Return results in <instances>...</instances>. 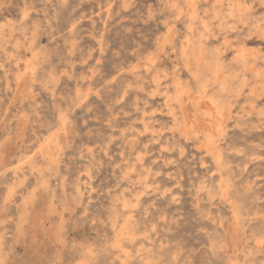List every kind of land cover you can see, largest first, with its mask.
<instances>
[{"label": "rangeland", "instance_id": "rangeland-1", "mask_svg": "<svg viewBox=\"0 0 264 264\" xmlns=\"http://www.w3.org/2000/svg\"><path fill=\"white\" fill-rule=\"evenodd\" d=\"M0 65V264H264V0H0Z\"/></svg>", "mask_w": 264, "mask_h": 264}, {"label": "bare ground", "instance_id": "bare-ground-1", "mask_svg": "<svg viewBox=\"0 0 264 264\" xmlns=\"http://www.w3.org/2000/svg\"><path fill=\"white\" fill-rule=\"evenodd\" d=\"M189 3H191L190 1H189ZM188 3V4H189ZM214 6V5H213ZM222 16V15H221ZM69 29V28H68ZM98 38V37H97ZM185 42H186V40H185ZM195 43V42H194ZM73 46V45H72ZM67 53V52H66ZM217 54V53H216ZM191 56H192V52H191ZM204 61V60H203ZM215 63H217V62H215ZM202 65V64H201ZM205 65V64H204ZM217 65V64H216ZM1 66V65H0ZM33 68V67H32ZM197 68V67H196ZM42 71V70H41ZM28 74H29V72H27ZM215 74V73H214ZM23 75H25V74H23ZM170 77V76H169ZM180 77V76H179ZM23 78V77H22ZM178 78V77H177ZM210 79V78H209ZM203 83V82H202ZM204 84V83H203ZM147 85V84H146ZM190 87V86H189ZM203 87V86H202ZM174 89V88H173ZM176 91H177V89H176ZM208 95V94H207ZM170 98V97H169ZM218 101V100H217ZM225 102V101H224ZM178 103V102H177ZM217 103V102H216ZM219 104H221V103H219ZM222 105V104H221ZM215 106V105H214ZM26 113V112H25ZM231 113V112H230ZM220 120V119H219ZM111 122V121H110ZM115 130V129H114ZM134 130V129H133ZM146 132V131H145ZM168 136V135H167ZM223 142V141H222ZM141 146V145H140ZM224 150V149H223ZM227 150V149H226ZM180 151V150H179ZM147 154V153H146ZM181 154V153H180ZM223 154V153H222ZM222 154H220V155H222ZM19 155V154H18ZM48 156V155H47ZM214 156V155H213ZM215 157V156H214ZM1 159V158H0ZM45 161V160H44ZM220 161H222L221 159H220ZM2 164V163H1ZM47 165V164H46ZM152 166V165H151ZM174 176V175H173ZM65 181V180H64ZM47 183V182H46ZM65 186H67V185H65ZM158 188V187H157ZM172 194V193H171ZM39 198V197H38ZM33 202V201H32ZM40 203V202H39ZM53 204V203H52ZM27 208V207H26ZM148 209V208H147ZM22 220V219H21ZM20 221V220H19ZM42 221V220H41ZM23 223V222H22ZM21 227H22V225H21ZM237 259V258H236Z\"/></svg>", "mask_w": 264, "mask_h": 264}]
</instances>
